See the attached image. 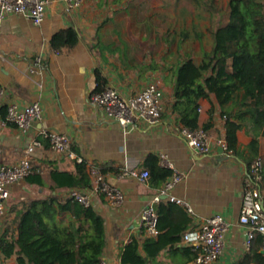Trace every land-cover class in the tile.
Here are the masks:
<instances>
[{"label":"crops","instance_id":"1","mask_svg":"<svg viewBox=\"0 0 264 264\" xmlns=\"http://www.w3.org/2000/svg\"><path fill=\"white\" fill-rule=\"evenodd\" d=\"M109 9L106 0H83L72 10H67L62 0H48L45 18L40 24H34L24 14L5 16L0 29V163H16L33 139L40 140L41 146L34 149L31 165L43 175L48 185L52 169L74 173L76 163H85L89 181L79 184L84 185L91 196V206L104 219L107 241L101 259L106 264H122V249L132 238L139 244L143 258L140 264H196L193 251L181 239L168 242L155 255L147 253L144 247L150 240L147 247L152 250L154 241L160 240V233L171 226L184 225L181 214L165 216L161 220L163 230L156 235H146L141 230L139 218L143 208L152 205L157 213L156 209L162 203L173 202L169 195L184 200L191 208L188 211L181 205L191 219L186 231L197 228L215 213H221L229 222L224 252L213 264H240L246 255L253 257L247 264H264L262 237L256 241V234L246 247L247 228L238 220L248 165L254 160L248 148L251 129L243 126L237 130L236 152H223L216 141L225 138L226 115L211 93L208 98L199 100L197 110L198 128L203 129L207 122H211L208 129H203L210 139L211 150L207 154L192 151L179 134L181 122L172 109L173 77L169 70L172 59L159 55L157 45L152 47V37L148 48L144 46L145 34L142 36L136 23L141 19H138L139 15H127L136 28L132 29L130 23H126V15L119 16ZM189 16L194 19L191 18L187 26L190 32L182 42L181 54L199 51L202 46L206 50L210 47L206 33L209 22L202 25L199 19H195L198 18L195 14ZM197 22L202 26V37L193 35L191 24ZM67 28L77 31L76 44L70 49L54 48L52 37ZM36 57H39L38 63H35ZM98 76L106 82L105 86L114 87L123 97L135 95L150 82H157L163 90L160 120L154 124L139 121L123 126L108 119L89 101L90 93L98 85ZM33 101L40 102L42 116L23 132L7 119V106H23ZM45 132L68 135L69 151L53 152ZM162 154L183 173L182 180L167 194L162 192L164 181L156 182L149 176L141 180L120 175L129 168L139 172L148 170V159L154 157L159 164ZM257 156L264 163L262 135L258 138ZM99 168L107 169L104 177L122 190V202L114 205L94 190L93 170ZM8 188L6 212L0 219V235L12 225L15 210L29 199L50 193L67 198L71 189L60 187L52 191L47 185H37L26 179L10 184ZM261 194L264 206V176ZM0 264H17L16 256H0Z\"/></svg>","mask_w":264,"mask_h":264},{"label":"trees","instance_id":"2","mask_svg":"<svg viewBox=\"0 0 264 264\" xmlns=\"http://www.w3.org/2000/svg\"><path fill=\"white\" fill-rule=\"evenodd\" d=\"M169 4L182 21L186 16L195 14L197 19L209 22L206 33L210 47L206 50L202 46L199 51L195 50V56L193 53H180L182 42L189 34L183 26L179 33L168 31L169 37L167 34L163 37L169 45L176 43L169 70L173 77L172 109L178 114L181 127H199V100L213 93L224 108L225 139L230 149L236 152V132L246 126L252 131L248 148L256 159L258 138L264 136V0H227L224 8L216 0H170L166 2V5ZM142 9L143 3L129 13L141 18L136 23L141 31L145 30V42L155 33L152 42V47H155L159 41V25ZM215 15L218 17L213 20ZM191 27L195 37L204 35L200 22L191 24ZM77 40V31L67 28L57 32L51 44L56 49H70ZM105 83L98 76L95 90L104 87ZM234 107L236 111H233ZM210 125L211 122H207L203 129H208ZM157 162L154 157L148 159V176L153 181L165 182L172 170ZM34 169L32 167V172L24 179L37 185H47L52 191L60 187L73 188L89 181L83 162L76 163L74 173L52 169L49 172V185L43 175ZM105 170L99 168L98 172L104 175ZM162 204L156 209L159 232L163 230L161 220L165 216L177 217L182 214L184 225L178 228L171 226L160 233V240L154 241L152 250L147 247L150 242L147 240L144 247L150 255L158 253L168 242H178L191 223L180 204ZM260 240L261 235L258 234L256 241ZM106 241L104 219L93 206H82L71 196L61 198L50 193L45 197L29 199L15 210L12 225L0 235V256L6 258L15 255L17 264H93L101 259ZM249 257L246 255L240 264H247L253 259ZM257 257L260 255L257 254ZM120 258L122 264H140L143 261L135 238L124 245Z\"/></svg>","mask_w":264,"mask_h":264},{"label":"built area","instance_id":"3","mask_svg":"<svg viewBox=\"0 0 264 264\" xmlns=\"http://www.w3.org/2000/svg\"><path fill=\"white\" fill-rule=\"evenodd\" d=\"M67 10L78 8L83 0H62ZM48 0H0V29L6 15L24 14L28 16L34 24H40L46 14ZM39 57L35 58V63ZM38 63V62H37ZM92 105L100 108L105 116L126 126L139 121L149 124L157 123L161 117L163 90L157 82H150L135 95L123 97L112 86H104L99 90H94L89 95ZM42 116V106L40 102L33 101L23 106L8 104L6 117L14 123L21 131L29 130L33 122ZM179 134L186 145L198 154H207L211 150L210 139L201 128L189 129L181 127ZM44 136L49 141V148L57 153H65L70 149V138L64 133L45 132ZM217 146L226 154L231 153L228 142L225 138L216 141ZM41 146V141L33 139L23 151L21 158L14 164L0 163V219L4 216L9 198L8 186L23 180L32 172V155L34 149ZM1 156V148H0ZM159 164L172 170L171 175L164 182L162 192L167 194L183 178V173L176 169L173 163L162 154ZM264 163L261 157L254 159L247 170V180L242 192V203L239 213V222L244 225L245 246L248 247L256 234H260L264 243V206L261 194V184L263 180ZM93 187L96 192L112 203L122 202L124 195L120 188L109 182L104 175L97 170H93ZM121 176H135L141 180L148 177L147 170L137 171L135 168L125 169ZM69 195L80 205H91V196L85 191L84 185H79L70 189ZM169 199L180 204L188 211H191L188 203L169 195ZM157 199V198H156ZM140 227L146 235H156L159 233L157 227L158 215L152 205L143 208L140 214ZM229 230V222L221 213H215L206 218L200 226L185 231L181 241L194 253L196 264H213L223 254L226 242V234ZM93 264H106L103 259Z\"/></svg>","mask_w":264,"mask_h":264},{"label":"rangeland","instance_id":"4","mask_svg":"<svg viewBox=\"0 0 264 264\" xmlns=\"http://www.w3.org/2000/svg\"><path fill=\"white\" fill-rule=\"evenodd\" d=\"M107 3L110 5L109 12H117V15L124 17L126 15L127 24L130 23V25L133 23V20H129L127 15H129V11L131 10H137V7L140 6L141 3H143V13L145 15L152 16V19L156 21V23L159 25L158 30V44L156 49L159 51V55L165 56L166 58L172 59V56L175 54L176 49V43L173 42L172 44H167L163 37L164 35H168V31L170 33H173V30L176 32H180L181 29L186 28L187 31L188 24L190 22V19L193 18V16H188L185 18L184 21H182L181 17H178L176 14H174V11L172 9V6L166 5V2L170 0H120L117 3H115L113 0H106ZM216 3L220 5L221 8H224L226 6L227 0H216ZM139 13V12H138ZM144 15V16H145ZM194 19V18H193ZM197 19V18H195ZM200 22H202V25H207L205 22L206 20L199 19ZM183 26V27H182ZM127 27V26H126ZM132 29L133 26L131 25ZM129 28V29H130ZM131 29V30H132ZM190 32V31H189ZM132 32H130L129 35H131ZM145 34V30L142 31V36ZM155 33H153V36L151 35L152 39L151 42H153V37L155 39ZM157 41V40H156ZM146 45H144L146 48L150 45V40H147ZM194 48V46L192 45ZM170 48V51H169ZM181 48V47H180ZM179 48V50H180ZM195 49H197L195 47Z\"/></svg>","mask_w":264,"mask_h":264}]
</instances>
